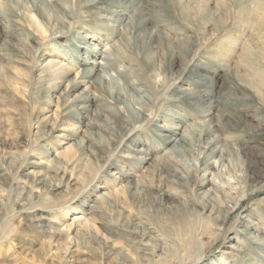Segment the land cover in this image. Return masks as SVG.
<instances>
[{
  "label": "rangeland",
  "instance_id": "1",
  "mask_svg": "<svg viewBox=\"0 0 264 264\" xmlns=\"http://www.w3.org/2000/svg\"><path fill=\"white\" fill-rule=\"evenodd\" d=\"M95 1L0 0V264H264V0Z\"/></svg>",
  "mask_w": 264,
  "mask_h": 264
},
{
  "label": "bare ground",
  "instance_id": "2",
  "mask_svg": "<svg viewBox=\"0 0 264 264\" xmlns=\"http://www.w3.org/2000/svg\"><path fill=\"white\" fill-rule=\"evenodd\" d=\"M99 2H100V0H96L95 1V3L93 2V4H99ZM106 2V1H105ZM111 2L113 3L114 2V0H111ZM34 3L37 5V7L41 10V7L39 6V4H38V0H34ZM110 3V2H109ZM204 3V2H203ZM111 4V3H110ZM115 5H118L119 6V8H124V7H122V4L121 3H114ZM113 4V5H114ZM206 6V5H205ZM117 7V6H116ZM206 9V8H205ZM113 14H117V12H115V13H113ZM115 16V15H114ZM58 36H63V33H58ZM101 54H102V52H100ZM91 65H93L92 66V68L89 70V72H88V75H89V77L90 76H92L93 75V73L95 72V65H99L98 67H100L101 66V64L100 63H97V61L96 60H93L92 62H91ZM62 78H64L63 76H59V75H57V77H56V80H59V79H62ZM89 97L90 96H87V97H84L82 100H80L79 101V104L78 105H76V106H74V107H77L79 110H82V113H86V110L88 109V107H89V103H90V99H89ZM78 102V101H77ZM70 109V108H69ZM137 129V128H136ZM136 129H134V130H136ZM189 130V129H188ZM192 131V130H191ZM189 131H187V133H188ZM177 133V132H176ZM175 134V133H174ZM177 134H179V133H177ZM133 134L132 133H130L129 134V136H128V139H130V137L132 136ZM176 135V134H175ZM183 136H187V134L186 135H183ZM182 136V137H183ZM192 136V135H191ZM165 137V141H166V143L167 144H173V150H178V151H182V148H184L185 146H183L182 145V143H181V141H180V138L179 139H177V138H173V136H169V135H165L164 136ZM63 139H64V141L65 142H68V141H70L71 139L70 138H68V137H62ZM218 140H214V141H210L209 143H207V147H206V149H209V155L211 156V160H213V158H219L220 159V163H222L223 162V160H224V151L221 149V147H220V144H219V142H217ZM137 145V144H136ZM139 146H137V149L136 148H134L133 149V151H135L137 154H140L141 156V158L140 159H142V160H145L146 162L149 160V158H146V155L147 154H145V150L143 149V148H141V147H139ZM208 153V152H207ZM60 156V155H59ZM127 157H131V156H129V155H127ZM58 159H61V158H59V157H57L56 158V160H58ZM218 159V160H219ZM210 160V161H211ZM211 163V162H210ZM208 165H209V163H208ZM211 167H210V165L207 167V169H210ZM214 168V167H213ZM205 173H209V175L211 176V175H213L214 173H213V171H210L209 172V170H207V171H205ZM214 176V175H213ZM209 179V177L207 176L206 177V180H205V183H204V185H203V188H204V186H208L207 188H205L204 189V191H202V200L204 201V200H208V199H214V198H219L218 197V194H215L214 192V190L216 189V188H218L217 186H216V184H214L213 183V180L211 179V180H209V182H207V180ZM37 183H38V185L40 184V185H44L45 184V181L44 180H42V179H39V178H37ZM206 184V185H205ZM212 187H215V189L213 190V188ZM134 188V187H133ZM122 189V188H121ZM120 189V190H121ZM225 192L223 193V199L225 200L224 202L226 203L227 202V205H229L230 203H234V199H233V197L231 196V192L229 191V190H224ZM200 195V194H199ZM200 196V197H201ZM107 197V196H106ZM212 212V211H211ZM81 217H78V218H75L74 220L76 221V220H78V219H80ZM78 222V221H77ZM124 226V225H123ZM130 227V226H129ZM139 227V226H138ZM143 228V227H142ZM140 228L139 227V229L140 230H137V229H135L134 231L135 232H139V231H141V233L140 234H143V242H145V243H143L142 242V240L140 241V239L138 240V241H140V242H142L143 243V248H145L146 247V249H148V245L150 244V245H152V244H154V242L151 244V243H149L154 237H152V231H150V230H148V229H145V228ZM127 229V228H126ZM70 232V231H69ZM139 235V234H138ZM135 236H136V233H135ZM137 237V236H136ZM251 237V239L253 240V244L255 245V246H263V244H264V242H263V238L262 237H259V236H254V235H251L250 236ZM147 241V242H146ZM149 243V244H148ZM140 244V243H139ZM142 246V245H141ZM151 248V247H150ZM145 249V250H146ZM160 252L162 251V252H164L165 251V249H162V250H159ZM161 252V253H162ZM149 253H152V252H150V250H149ZM153 257V256H152Z\"/></svg>",
  "mask_w": 264,
  "mask_h": 264
}]
</instances>
